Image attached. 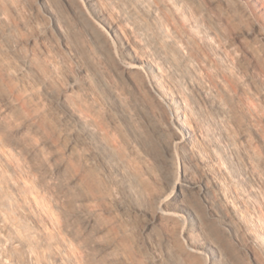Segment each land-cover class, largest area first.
<instances>
[{
    "label": "bare ground",
    "instance_id": "1",
    "mask_svg": "<svg viewBox=\"0 0 264 264\" xmlns=\"http://www.w3.org/2000/svg\"><path fill=\"white\" fill-rule=\"evenodd\" d=\"M30 1L0 0V96L8 113L0 114V135L11 137L30 163L40 160L33 169L59 198H66L65 189L84 192V199L70 203L71 218L90 201L103 202L108 214L117 209L113 219L120 228L107 246L133 263L140 249L132 237L136 217H144L139 235L151 253L149 264L238 262L236 247L215 226L220 219L254 264H264V234L214 165L213 153L200 148L197 125L188 116L195 110L177 89L188 69L205 89L193 60L214 89L218 84L195 42H185L183 50L182 27L170 9L158 0ZM248 1L261 6L260 0ZM150 86L163 125L153 120ZM16 92L17 102L11 99ZM159 143L171 161L175 151L180 159L178 177L166 184L152 162L151 149ZM44 146L56 155L46 156ZM59 155L62 163L52 166ZM64 170L69 175L61 181ZM194 205L204 207L205 218ZM95 223L86 214L75 226L81 230L76 239L84 240Z\"/></svg>",
    "mask_w": 264,
    "mask_h": 264
},
{
    "label": "rangeland",
    "instance_id": "2",
    "mask_svg": "<svg viewBox=\"0 0 264 264\" xmlns=\"http://www.w3.org/2000/svg\"><path fill=\"white\" fill-rule=\"evenodd\" d=\"M158 1L170 9L182 27L183 50L185 42H195L218 84L215 89L210 85L202 64L196 60L192 63L193 71L205 89L197 87L191 69L186 72L187 79H178V91L195 110L188 111V116L197 125L200 148L213 153L214 165L237 189L239 197H234L244 202L252 222L264 234V0H260V8L248 0ZM152 10L161 16L155 8ZM115 13L126 26L119 13ZM95 23L114 45L105 28ZM149 89L148 96L156 104L153 120L163 125L164 113L157 105L152 86ZM143 96L141 90L140 97ZM18 97L16 92L10 98L17 102ZM0 114H8L1 96ZM8 139L5 141L0 135V264H149L151 253L140 244L139 235L144 217L131 222L132 237L140 247L133 263L119 250L110 251L107 246L120 228L113 219L120 213L117 209L108 214L103 202L90 201L86 202L87 208L81 205L79 216L72 219L70 203L84 199V192L65 189L66 198H59L42 183L40 173L34 171V165L41 167L40 160L35 158L30 163L22 150L10 144L13 139ZM42 152L49 157L56 155L49 146H44ZM151 156L165 184L178 177V152L171 161L166 146L159 143L152 147ZM62 161L59 155L52 166ZM68 175L67 170L61 171L59 179L64 181ZM194 208L206 217L204 207ZM86 214L93 216L96 223L89 237L78 240L81 230L75 226L83 222ZM215 226L237 249L240 259L231 264H254L240 238L228 226L220 219ZM100 227L105 229L104 233L97 235Z\"/></svg>",
    "mask_w": 264,
    "mask_h": 264
}]
</instances>
